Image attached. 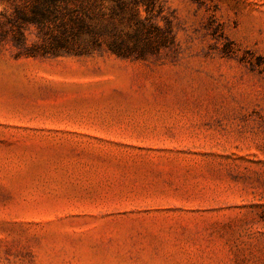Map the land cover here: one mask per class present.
I'll use <instances>...</instances> for the list:
<instances>
[{
    "label": "rangeland",
    "instance_id": "obj_1",
    "mask_svg": "<svg viewBox=\"0 0 264 264\" xmlns=\"http://www.w3.org/2000/svg\"><path fill=\"white\" fill-rule=\"evenodd\" d=\"M161 3L145 58L0 40V264H264V0Z\"/></svg>",
    "mask_w": 264,
    "mask_h": 264
},
{
    "label": "trees",
    "instance_id": "obj_2",
    "mask_svg": "<svg viewBox=\"0 0 264 264\" xmlns=\"http://www.w3.org/2000/svg\"><path fill=\"white\" fill-rule=\"evenodd\" d=\"M162 11L161 0H29L5 16L10 27L1 29L0 40L9 37L20 53L32 57L84 54L106 45L120 57L140 59L173 42L171 28L156 22ZM29 24L37 27L41 42L27 43Z\"/></svg>",
    "mask_w": 264,
    "mask_h": 264
}]
</instances>
